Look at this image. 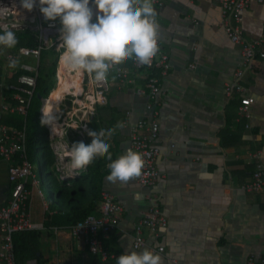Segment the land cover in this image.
Wrapping results in <instances>:
<instances>
[{
    "label": "crops",
    "instance_id": "obj_1",
    "mask_svg": "<svg viewBox=\"0 0 264 264\" xmlns=\"http://www.w3.org/2000/svg\"><path fill=\"white\" fill-rule=\"evenodd\" d=\"M154 7L157 39L169 59L165 75L154 71L163 91L156 108L159 178L151 187H141L135 179L121 184L109 182L108 174L103 178L101 191L110 192L123 206L116 227L100 240L112 255L106 261L92 255L85 240L69 229H43L48 202L38 185H32L28 211L35 230L41 231L40 251L47 264H115L117 255L135 250V227L150 206L167 225L154 234L144 230L146 246L135 251L147 248L159 254L163 264H245L250 256H264V195L243 189L256 166H264V59L256 57L243 67L240 47L225 36L214 0H162L161 7ZM241 26L244 37L260 40L264 50V1L250 3ZM24 42L0 49V97L13 76L45 67L42 54L20 57L17 68L8 67L6 55L26 47ZM120 66L127 79L121 81L110 70L103 106L106 129L123 124L108 141L116 158L131 149L130 128L152 115L146 108L143 72L134 70L130 60ZM237 85L244 92H238ZM247 97L249 117L239 111ZM64 168V173L56 168L61 180L86 171L73 169L71 161ZM12 183L8 163L0 159V205L8 202Z\"/></svg>",
    "mask_w": 264,
    "mask_h": 264
},
{
    "label": "built area",
    "instance_id": "obj_2",
    "mask_svg": "<svg viewBox=\"0 0 264 264\" xmlns=\"http://www.w3.org/2000/svg\"><path fill=\"white\" fill-rule=\"evenodd\" d=\"M252 1L260 4L264 0H214L219 8L220 25L225 36L232 44L240 47L243 67L251 66L256 57L264 59V50L260 49L261 41L246 39L241 26L243 12ZM153 3L156 7L162 6V0H153ZM5 27L13 30L16 34L22 31H29L37 37V45L35 47H21L27 50L26 54H21V48H18L13 53H8L6 60L9 62L10 58L19 59L23 56L39 58L42 51L56 46L59 41L61 25L58 19L56 21L45 20L38 7L28 12L21 7L20 0H0V31ZM158 47V53L151 63L147 65L131 60L134 70L141 71L144 74L147 97L149 99L146 108L152 112L149 118L142 119L130 128L131 149L140 153L144 161L142 173L135 179L141 187H151L160 175L156 167L160 154L159 145H157L159 110L156 108L159 105V97L162 96L163 91L159 78L154 74V71H159L162 75H165L169 70V59L161 51L159 41ZM1 67L0 65V69ZM111 71L121 81L127 79L126 74H124L123 69L119 65L114 66ZM237 75L241 76L242 71H238ZM37 77L38 70H32L31 74L17 76L16 82L7 86L10 94L7 96L3 94L0 97V119L2 114L7 113H19L22 116H26L31 98L34 95ZM235 87L238 92H244L242 86L237 85ZM231 88V86L227 88L228 94ZM107 91V81L96 82L88 74L86 82L81 83L79 96L81 104H74V100L70 96L72 98V110L74 107L80 109V111L84 109L85 127L88 119L94 115L96 106L106 105ZM81 96L84 98L80 99ZM43 102L44 100L41 99L40 121ZM250 102L251 100L248 97L241 100V107L239 108L241 115L249 117ZM0 159L8 163V174L13 182L8 202L0 205V262L2 264H18L15 259L13 236L17 233L32 231L37 228L30 219L28 205L31 199V186L38 185L39 182L33 174V165L28 158L25 127L16 129L0 122ZM37 167L38 172H40V159ZM41 182H43L42 179ZM243 189L246 192L264 195V166L262 164L256 166L250 181L243 186ZM100 198L96 212L77 222L69 228V231L73 236L82 237L85 240L92 255L98 256L102 261H106L112 255L109 256L103 249L100 240L107 237L116 227L123 212V206L115 201L112 194L108 191H102ZM149 200L151 202L153 198H149ZM166 225L167 220L165 217L155 206H150L135 227L133 248L139 250L146 246L144 230H148L149 234H154L156 230L165 229ZM158 251L162 252L163 247H159ZM245 264H264V256L258 260L250 256Z\"/></svg>",
    "mask_w": 264,
    "mask_h": 264
},
{
    "label": "clouds",
    "instance_id": "obj_3",
    "mask_svg": "<svg viewBox=\"0 0 264 264\" xmlns=\"http://www.w3.org/2000/svg\"><path fill=\"white\" fill-rule=\"evenodd\" d=\"M28 12L38 7L47 21L60 22L59 47L63 49L65 66L83 71L96 82H106L110 70L127 60L147 65L159 51L157 11L153 0H20ZM95 10V12H94ZM95 14V21L93 16ZM19 43L16 33L5 27L0 31V49H12ZM21 54L27 50L21 48ZM20 65L18 58H10L8 67ZM55 113L43 114L41 123L51 127ZM87 130L91 143L74 142L69 149L73 169H84L97 158H106L112 183L127 184L138 178L144 166L140 153L129 149L113 159L108 142L116 128ZM117 264H163L162 257L147 248L137 252L125 251L117 257Z\"/></svg>",
    "mask_w": 264,
    "mask_h": 264
},
{
    "label": "trees",
    "instance_id": "obj_4",
    "mask_svg": "<svg viewBox=\"0 0 264 264\" xmlns=\"http://www.w3.org/2000/svg\"><path fill=\"white\" fill-rule=\"evenodd\" d=\"M16 35L18 41H25L21 44L26 47L32 48L37 45L36 35L29 31L18 32ZM120 68L122 67L120 66ZM54 76V64L51 67L39 69L34 95L31 98L26 116L19 113H7L3 114L0 119L1 123L12 128L22 129L25 127L28 142L34 137L33 141H35L40 154L39 175L47 188V202L50 212L45 214L43 221V229L47 230L53 228L58 230L69 229L87 215L96 212L101 199L103 178L109 174V171L105 169L108 160L97 158L79 176L62 180L58 178V173L55 170L56 156L50 146L47 130L38 119L41 99L48 98L50 92L56 87L52 81ZM16 79L17 75L13 76L9 82L15 83ZM4 94L7 96L10 91L6 90ZM106 112L107 109L103 106H96L94 115L90 117L91 122H93L91 130L106 129ZM110 152L115 159L114 151L110 149ZM40 236V230L21 232L13 236L15 259L18 264H27L30 260L35 261V264L48 263L47 260L43 259L40 251ZM103 249L109 256L111 255V252L104 246ZM117 257L118 255L113 260L115 264H117Z\"/></svg>",
    "mask_w": 264,
    "mask_h": 264
},
{
    "label": "rangeland",
    "instance_id": "obj_5",
    "mask_svg": "<svg viewBox=\"0 0 264 264\" xmlns=\"http://www.w3.org/2000/svg\"><path fill=\"white\" fill-rule=\"evenodd\" d=\"M59 43L60 41L56 43V46H53L45 51H42V55H44V61H42V63L45 62V67H51L52 64H54L55 76H56V71L60 68V65H59L60 55L63 54V49L58 46ZM45 69L47 70V68ZM64 70L60 71L58 82L61 77V73ZM80 75H81V79L83 78L82 79L83 82L81 80V83L83 84L86 82L88 74L86 72L80 71ZM55 76L52 78V81L54 85L56 86ZM80 92L76 94L75 96L69 92L67 94L66 93L63 94L60 97V103L61 102L62 103L59 104L58 110L55 113V120H54L55 125L54 126L51 125V127H47L48 129L46 128V126H43L47 130L46 132L47 137H48V140L50 141V146L54 154L55 155L57 154L61 157L63 156L62 157L63 160L61 159V161H58L57 159L58 156L56 155L57 158L55 161V170L58 166V168L61 170V173L65 172L64 165L67 162H70L69 149H70L71 144L74 142H78V141H82L85 144L91 143V137L87 135V130H91L93 128V122H91V119L89 118L88 123L85 127L84 109H82L79 112H75L72 110V102H71L72 98L70 96H73V98L78 97V99H76V102H77L79 100ZM81 98H84V97L81 96L80 99ZM38 119H39V116H38ZM63 121L65 122L64 126H62ZM53 133H56V134H53ZM33 140H34V137H33ZM33 140H31L30 142L27 141V154H28L29 161L33 165V174L36 177V180H38L39 182L36 189L42 193V196L44 199H47V188L45 184L41 182V178L39 176L38 167H37L39 159H40V154L36 148V144L34 143L35 141Z\"/></svg>",
    "mask_w": 264,
    "mask_h": 264
},
{
    "label": "bare ground",
    "instance_id": "obj_6",
    "mask_svg": "<svg viewBox=\"0 0 264 264\" xmlns=\"http://www.w3.org/2000/svg\"><path fill=\"white\" fill-rule=\"evenodd\" d=\"M59 65H60V68L56 74V86L57 87L52 92H50L49 97L44 100L43 108H42V116H43V114H53V113L57 112L59 104H60V97L63 94H65V93L67 94L69 92L75 96L76 94H78L81 91L80 71H73L70 68L66 67L65 63L62 59V55H61L60 60H59ZM61 70H64V71H62L61 77H60L59 82H58V77H59V73ZM82 82H83V80H82ZM72 98H73V96H72ZM76 99H78V97L73 98L74 104H78V105L81 104L80 100H78L77 101L78 103H77ZM73 110L76 112L80 111V109H76L75 107L73 108ZM42 116H41V118H42ZM54 125H55V122L53 121L52 126H54ZM64 125H65V122L63 121L62 126H64ZM47 127L48 126H46V128ZM53 134H56V133H53ZM67 153H68V151H67Z\"/></svg>",
    "mask_w": 264,
    "mask_h": 264
},
{
    "label": "water",
    "instance_id": "obj_7",
    "mask_svg": "<svg viewBox=\"0 0 264 264\" xmlns=\"http://www.w3.org/2000/svg\"><path fill=\"white\" fill-rule=\"evenodd\" d=\"M46 99V98H45ZM45 99H42V100H45Z\"/></svg>",
    "mask_w": 264,
    "mask_h": 264
}]
</instances>
